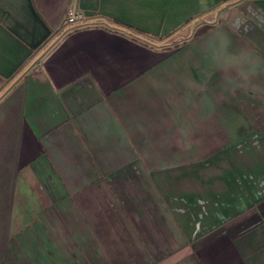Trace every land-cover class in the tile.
Returning <instances> with one entry per match:
<instances>
[{"label":"crops","instance_id":"0c3cea01","mask_svg":"<svg viewBox=\"0 0 264 264\" xmlns=\"http://www.w3.org/2000/svg\"><path fill=\"white\" fill-rule=\"evenodd\" d=\"M0 264H264V0H0Z\"/></svg>","mask_w":264,"mask_h":264},{"label":"built area","instance_id":"2783aa9c","mask_svg":"<svg viewBox=\"0 0 264 264\" xmlns=\"http://www.w3.org/2000/svg\"><path fill=\"white\" fill-rule=\"evenodd\" d=\"M82 20L80 13H76L74 10H69L66 17L65 23L71 24Z\"/></svg>","mask_w":264,"mask_h":264}]
</instances>
